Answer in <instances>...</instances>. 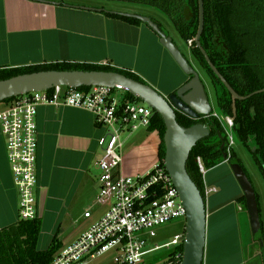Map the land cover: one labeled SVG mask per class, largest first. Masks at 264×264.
<instances>
[{
  "label": "crops",
  "instance_id": "0c3cea01",
  "mask_svg": "<svg viewBox=\"0 0 264 264\" xmlns=\"http://www.w3.org/2000/svg\"><path fill=\"white\" fill-rule=\"evenodd\" d=\"M142 50L157 60L158 69L165 64L162 63L163 58L166 60L169 57L175 71H179L180 79L176 83H170L169 78L167 85H160L158 79L154 81V89L161 95L168 97L187 82L188 78L159 44L156 34L144 24L129 25L107 17L103 10L86 9L61 1L0 0V70L68 62L116 67L143 78L144 69L152 67L148 60H141ZM156 73L154 77H159V71ZM35 121L36 210L45 228L40 235L48 238L49 245L57 234L62 249L68 245L60 240V226L71 212L83 207V215L91 211V217H81V229L69 245L103 214L95 217L88 206H94L97 195L96 163L102 157L99 140L105 130L96 125L91 113L69 107L39 106ZM127 135L124 141L121 136L122 163L118 174L125 177L145 174L158 163V133L139 129ZM227 165L228 162L223 161L202 176L204 188L216 190L205 199L204 264H208L211 219L216 215L219 220L225 208L230 206L229 202H221L223 190L210 175ZM227 177L238 191L233 199L236 201L242 193L234 182L230 168ZM236 213L242 214L241 207L238 206L236 212L233 209V214ZM17 222L18 193L6 160L0 126V229ZM212 229L217 230V226ZM248 263L261 264L256 257L250 262L241 257L236 264Z\"/></svg>",
  "mask_w": 264,
  "mask_h": 264
},
{
  "label": "built area",
  "instance_id": "2783aa9c",
  "mask_svg": "<svg viewBox=\"0 0 264 264\" xmlns=\"http://www.w3.org/2000/svg\"><path fill=\"white\" fill-rule=\"evenodd\" d=\"M125 91L92 87L87 92L57 86L16 98L0 112L1 135L5 142L6 160L17 190L18 221L38 218L36 210V114L39 106L69 107L91 113L98 127L105 130L99 140L102 157L96 163L97 195L94 206L104 207L100 218L72 244L60 249L51 264H90L110 255L115 264H154L153 256L162 249L174 247L168 259L160 264H181L184 231L161 246L152 243L155 229L175 219H185L182 206L170 176L158 163L145 174L125 177L118 174L122 163L124 133L147 129L153 110L141 102L124 101ZM216 119L225 135V162L229 161L233 138V121L219 118L213 112L204 119ZM203 176L204 167L196 159ZM215 189L204 188L205 199ZM84 218L91 217V211Z\"/></svg>",
  "mask_w": 264,
  "mask_h": 264
},
{
  "label": "trees",
  "instance_id": "16d2710c",
  "mask_svg": "<svg viewBox=\"0 0 264 264\" xmlns=\"http://www.w3.org/2000/svg\"><path fill=\"white\" fill-rule=\"evenodd\" d=\"M124 2L150 6L158 10L171 22L180 39L188 44L189 52L202 72L208 78L215 97L217 108L223 117H232L231 97L224 86L207 66L193 39L198 26L197 0H122ZM204 27L200 37V45L211 63L226 80L230 87L240 96L247 97L264 89V0H202ZM112 19L129 25H140L133 18L119 14L106 13ZM159 28L160 25L158 24ZM161 30V29H160ZM42 71H99L121 74L127 78L146 84L132 72L110 66L61 62L48 65L29 66L0 70V81L24 74ZM188 78V77H187ZM87 92L89 88H79ZM16 98L1 102L5 110ZM124 101L140 102L125 92ZM236 116L232 133L240 144L248 151L258 167L264 182V92L255 94L243 101L235 103ZM177 123L184 128L196 124H205L210 130L208 137L197 142L192 148L186 171L204 197L202 175L198 170L196 159L199 158L205 170L212 169L224 161L226 138L219 122L214 119L199 118L193 120L176 112ZM149 132L158 133V166L164 168L165 148L163 134L165 127L161 118L153 112L147 128ZM238 161L233 151L228 162ZM256 195V194H255ZM205 198V197H204ZM258 209L259 200L256 195ZM245 217L244 231H248L245 200L241 195L237 200ZM42 222L39 218L17 223L0 229V264H51L54 256L60 251L56 235L45 250L37 245L41 234ZM261 228L262 223H261ZM252 243L250 237L247 245ZM256 246V244H255ZM182 251V246L179 247ZM246 254L247 249L243 247ZM251 254V253H250ZM251 256V255H250ZM249 255L245 257L248 259ZM257 260L261 262L260 255ZM249 264V263H248Z\"/></svg>",
  "mask_w": 264,
  "mask_h": 264
},
{
  "label": "water",
  "instance_id": "95a60500",
  "mask_svg": "<svg viewBox=\"0 0 264 264\" xmlns=\"http://www.w3.org/2000/svg\"><path fill=\"white\" fill-rule=\"evenodd\" d=\"M198 1V26L193 39L209 69L224 86L231 97L232 117L236 116L235 103L243 101L264 89L243 98L240 97L220 75L200 45V37L204 27L203 1ZM118 14V13H110ZM138 20L146 25L158 37L159 44L166 50L172 60L188 77L187 82L168 97L161 95L148 84H142L118 73L99 71H42L19 75L0 81V103L12 98L51 90L61 86L70 89L82 87H104L113 89L120 87L133 98L150 107L163 121L165 131L163 144L165 148L164 169L172 180L178 198L186 211L184 242L182 246L181 264H203L206 237V201L186 171V163L192 148L197 142L206 138L210 130L205 124H196L189 128L181 127L176 121V112L198 120L211 115L212 108L208 102L204 86L199 74L175 47L171 38L167 37L158 24L151 19L133 14H119ZM224 161L227 159L223 154ZM228 162V161H227ZM230 171L245 200L248 233L260 247L261 264H264V245L255 192L243 168L238 161L228 162Z\"/></svg>",
  "mask_w": 264,
  "mask_h": 264
},
{
  "label": "rangeland",
  "instance_id": "374dc122",
  "mask_svg": "<svg viewBox=\"0 0 264 264\" xmlns=\"http://www.w3.org/2000/svg\"><path fill=\"white\" fill-rule=\"evenodd\" d=\"M51 1L52 2L61 1L62 3L68 5H78L86 9L87 8L98 9L109 13L133 14V15L143 16L159 24L161 27V31L167 37L171 38L175 47L180 51L182 56L190 63V65L194 68V70L199 74V77L206 92L208 102L212 108V112L215 115H217L220 119L221 118L223 119L221 112L217 108L214 92L208 78L202 72L196 61L191 56V53L189 52L188 46L190 45L191 42H188V45H186V43L180 39L178 33L176 32L171 22L167 19L166 16H164L158 10L150 6L132 4V3L124 2L122 0H51ZM141 56H142L141 60L142 61L148 60L152 68L149 70L144 69L145 72L143 78L141 77L140 79L149 86H151L153 89L155 87L154 81L156 79L159 80L160 85L166 84L168 78L170 79L168 80L170 83H176L179 81L180 79L179 71H175L174 65L172 61H170L169 57H167L166 60L163 58L162 63L165 64L160 66V68L158 69V67H156L157 60L152 59L153 57L150 53L144 52V50H142ZM158 71H159V77H154L157 74L156 72ZM2 109H4V105L0 103V112L2 111ZM225 129L229 134H231L233 138L232 151L235 154V157L238 160L239 164L243 168L250 184L252 185L255 194L258 196L259 207H260L259 216H260V222L262 223V227H263L261 237L264 245V182L262 180V176L260 175L259 169L254 163L252 157L250 156L248 151L240 144L236 135L230 132L227 127H225ZM127 134L128 133L122 135L123 141L126 137H128ZM207 172L208 170H205V174ZM228 172H229V166L227 165L225 168L218 169L215 173L210 175L211 178L217 180L218 185L223 190L222 192L224 194L223 195L224 198H222L221 202H229L230 206L228 208L227 207L225 208L226 211H224L223 214L220 215L219 220H217L218 216L216 215L213 216L211 219L212 222L208 236L210 243H208V250H207L208 264H212L214 262H218V264H236L238 261L241 260V257L242 259L245 258L247 256V253L249 252L247 239L250 237V233L244 231L245 217L241 213L240 214L236 213L235 215L233 214V209L236 212V208H238L239 206L237 202L233 200L236 197L238 191H236V189L234 188V183L232 181L228 182V177H227ZM96 177H97V173L95 175V178ZM18 203H19V198H18ZM88 207L92 208L91 210L95 214V217H97L100 213L104 212L105 209V208L103 209V207H98V206L94 207L92 204ZM83 212H84V208L81 207L80 210L71 212L69 218L63 221L62 226H60V233H59L60 240L63 242V244L69 245L71 239L81 229L79 220H81V217L83 216ZM185 223H186L185 219L180 218L170 221L169 223H166L165 225L156 228L155 229L156 237L152 240V243L158 246L168 243L172 239V237L181 234L184 231ZM213 226H217V230L214 231L212 229ZM44 229L45 228L42 223L41 234ZM57 237L58 236L56 234V238ZM244 246L247 249L246 254H244L243 252ZM37 247L39 250H45L48 247V238L46 236L40 235ZM172 252H174V247H170L168 249H162L153 256L151 262L154 264H160L166 261ZM214 256L216 258H214ZM90 264H115V263L113 261V258L110 255H108L99 258L91 262Z\"/></svg>",
  "mask_w": 264,
  "mask_h": 264
},
{
  "label": "flooded vegetation",
  "instance_id": "af4514ba",
  "mask_svg": "<svg viewBox=\"0 0 264 264\" xmlns=\"http://www.w3.org/2000/svg\"><path fill=\"white\" fill-rule=\"evenodd\" d=\"M157 24V23H156ZM161 29V27H160ZM188 45V44H187ZM191 46V43L190 45ZM260 172V171H259ZM261 175V174H260ZM250 239H251V236H250ZM252 243L248 246V250L249 252L247 253V255H249V258H248V261L250 262L251 259H254L255 257H257V255L259 254L260 255V247H259V244L256 243V241H253L251 239ZM256 244V246H255ZM251 253V254H250ZM251 255V256H250Z\"/></svg>",
  "mask_w": 264,
  "mask_h": 264
}]
</instances>
